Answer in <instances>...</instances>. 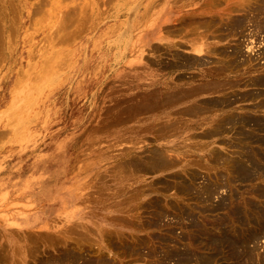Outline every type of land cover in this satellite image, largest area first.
Instances as JSON below:
<instances>
[{"label": "bare ground", "instance_id": "obj_1", "mask_svg": "<svg viewBox=\"0 0 264 264\" xmlns=\"http://www.w3.org/2000/svg\"><path fill=\"white\" fill-rule=\"evenodd\" d=\"M114 1L0 0V66L7 63L2 53L13 42L11 36L19 33L16 26L19 21L24 26L23 36L30 39L45 33L50 26L49 37H46L51 51L40 47L38 55L34 54L26 63L30 67L21 72L19 79L16 76L17 80H10L9 75L1 82L0 96H5L11 86L12 93L13 90L20 92L30 75L34 76L33 71L37 67L40 72L35 75V80L46 81L40 86L34 83L37 94L33 104L29 103L30 107H23L25 104L20 103L21 108L14 106L17 110L10 116L11 125L16 122L18 128L31 124L36 126L42 112H47L53 103L66 98L61 91H53L58 86L54 82L63 74L62 67H65L60 65L65 62L62 55H69L64 48L108 22L105 14L108 15L110 9L106 8ZM142 2L133 8L129 26L142 27L145 31L139 48L150 47L153 54L145 56L147 63L144 67L152 70L157 66L158 70H155L160 73L158 79H154V70H147L146 77H151L149 82L136 87L141 92L132 90L128 93V99L127 96L125 98L128 100L125 103L128 115L125 118L132 121L128 126L130 141L144 143V138H147L150 143H156V147L147 149L138 144L128 149L120 162L116 158L118 163L114 167L112 165V169L101 171L100 166L92 169L97 177L96 192L107 191L108 183L125 182V186L128 185V206L118 208L125 199L115 201L117 191L109 193V197L107 194H93L90 195L92 198L86 196L81 199L82 208L68 203L64 218L59 213L55 219L53 214H46L38 221L43 222L38 230L0 229V264H219L221 261L264 264V255L257 253L255 256L253 250L246 249L249 247L248 239L257 242L264 235V67L249 65L250 73L244 81L237 76L228 78L240 71L241 64L237 60L238 49H228L224 44L228 38L242 32L246 24L251 26L252 36L264 35V22L259 19L264 15V0ZM117 18L120 19L119 16ZM44 44L42 47L48 43ZM112 45V42L104 43L102 48L106 56L110 54ZM184 49L186 52L182 51ZM259 56L264 58V50ZM36 57L39 61L34 63ZM54 68L57 69L47 82L46 77ZM243 70L247 73V68ZM33 80L31 77L28 81L31 83ZM26 84L27 88L29 84ZM256 99L258 101L253 103ZM247 100L251 101L250 107L253 106L248 109L251 111L236 112L235 103ZM15 101L11 103L16 105ZM257 112L260 114L256 115ZM120 118L122 122L123 118ZM107 124L104 129L106 126H118L116 123L115 126ZM16 125H13L12 133L16 131ZM20 132L23 134L24 130ZM226 132L239 135L238 141L227 147L231 148V154L225 153L226 147L221 146L218 150L209 143L210 139ZM19 139L22 142L25 138ZM77 140L75 138L73 142ZM196 150L202 152L203 158L188 161V154ZM75 152L66 148L59 153L58 157L63 161L56 166L61 169L64 180L72 173L71 159L74 156L78 158L80 148ZM73 163L77 167L75 170L82 168L75 159ZM40 168V164L34 166V170ZM171 170L168 178H156L150 183L145 181L146 175ZM87 171L82 170L84 173ZM232 181L252 183L245 191L252 197H245L240 204L241 196L232 192L229 197L221 196L213 203L214 195L229 188ZM152 194L158 196L153 198ZM189 200L192 204H185ZM176 228L179 232H175ZM229 247L231 249L226 250Z\"/></svg>", "mask_w": 264, "mask_h": 264}, {"label": "rangeland", "instance_id": "obj_2", "mask_svg": "<svg viewBox=\"0 0 264 264\" xmlns=\"http://www.w3.org/2000/svg\"><path fill=\"white\" fill-rule=\"evenodd\" d=\"M142 1L143 0H141V2L140 0H115L114 4L113 2L110 4L112 8L110 6L106 8L110 9L108 10V15L105 14L108 22H105L104 24L102 23L93 32H88L80 40L64 48V50L67 51L69 55H62V57L65 59V62L64 64L60 65L65 67H62L63 72L61 73L63 74L60 75L54 82V84H58V86L53 91H61V93L66 94V98L62 101L53 103L47 112H40L41 114L39 119L36 121L38 123L36 126L35 124L28 126L25 125L23 127L20 125L23 128L21 129V127L18 128L19 125L17 124V126L16 122H14L13 125H16L17 132L15 131L12 133V129H15V126L10 124V122H12V118L10 116L15 113L14 110L21 108L20 104L26 105H23V107H30V104H33V98H35L37 94L33 88L35 82L36 86L46 83L44 79L42 82L39 80L40 83L39 81L35 80V75L39 74L40 72L39 67L33 71V73L35 72L33 74L34 76L30 75V78L32 77L35 81L33 80L34 82L30 83V81H28L30 78L27 79L26 83L31 84L28 86L30 88H26L27 84L24 83V85H26V89L21 87L22 89L19 88L21 90L20 92L19 90H13V94L11 92V86L6 92L7 94L5 93V96H0V132L2 133L4 131L3 135L0 133V229L13 228L15 230H21V232L28 231L29 229L38 230L39 226L43 225V222L38 223V221L42 220L46 214H53L52 218L55 219L54 217H56V214L59 213L61 218H64L65 215H63V212H65L69 207L68 203L76 204L77 207L82 208L84 207V204L81 203V199L85 198L86 196L92 198L90 195L93 194L94 196H105V194L108 195L111 192L114 193L117 191L115 193L114 200L120 202L122 200L124 201L125 199V202H122L118 208L128 206V185L125 186V182L112 185H110L111 183H108L110 187H107V191L102 189V191L96 192L97 177H95V171L92 172V169H95V166L102 167L101 171L110 167L112 169L114 165L118 163V161L115 160L116 158L120 162L123 160L124 154L128 152V149H131L133 146H138V144L139 146L144 145L147 149L156 147V143H150V139L148 140L147 138H144V143L135 144L134 142L130 141L128 139V126L132 124V121H127L128 118H125L128 115V107L127 105L125 106V103L128 101H125L126 96L128 99V93H130L132 90L137 91V93L141 92L136 87L139 84H146L149 82L151 77H146L149 71L154 70L152 71L154 79H158V74L160 73V71H156L158 70L157 66H153L152 70L151 68L145 69L144 67V65L147 63V60H144L146 59L145 56L147 57L148 55L153 54L149 51L150 47H142L141 49L139 48L140 41L145 31H143L142 27L139 28L137 26L136 28H131L129 26L130 16L134 11L133 8L138 6L140 3L142 4ZM243 1L249 2L251 0ZM118 3L121 4L119 5ZM118 16L120 19H116ZM259 19L264 22V15L260 16ZM124 22H126V24H124ZM22 25L23 24L20 23V21L16 24V26H18L17 31H19V33L15 32L16 35L11 36L13 42H11L6 52L2 53L5 55V60L7 63H5V66H3V64L0 66V87L2 86L1 84L5 81L6 77L9 75L11 76L10 80L16 79V76L17 79H19L21 72L27 70L30 67H27L26 63L30 61L34 54L38 55V50L40 47L46 48L47 51H51L48 39L50 26L47 27L45 33L35 35L30 39L23 36L24 34L22 31L24 26ZM35 28L39 29L41 27L35 26ZM125 28L127 30H125ZM252 31L253 30L251 26L246 24L242 32L238 33L235 37L228 38L227 41L224 42L228 49H238L237 60L241 64L239 67L240 71L235 74H230L228 78L237 76L239 80L242 79V81H244L246 79L245 77L250 73L248 72L249 65H252L253 68H258L260 66L264 67V58L259 56L264 50V35L258 34L256 36H252ZM120 33L122 34L119 35ZM118 35L121 38H119ZM123 35L124 39H122ZM45 37L47 39H43ZM115 37L119 39H115ZM40 39L43 40L41 41ZM127 39H129L130 42ZM44 40L46 42L48 41V44L45 42L47 45L44 44ZM117 40L119 41V44H117ZM251 41L253 43H251ZM105 42L113 43V47L109 52L110 54L107 56L105 55L107 53H105L102 48ZM42 43L45 46L42 47ZM116 45L118 47H116ZM124 45L126 46L124 47ZM182 51L186 52L185 49ZM150 57L152 58L153 56ZM0 58L2 59V57ZM133 59H135V61ZM38 61L39 58L36 57L33 62L36 63ZM73 63H75L73 67L68 69L67 67L71 66L69 64ZM57 68H54L53 71L49 73L51 75L46 77V80H48L47 82H49V78L51 79L50 76L53 75V72ZM243 68H247V73L244 72ZM27 89H29V91ZM142 89L143 88H141V90ZM23 90L28 92V94L25 91L23 92ZM15 92H18L16 98ZM41 92L43 93L42 90ZM21 94L24 96L23 99H21ZM26 95H29L30 98ZM122 97L124 98L122 99ZM13 100L18 101H15L16 105L11 103L14 102ZM112 100H115L114 103ZM257 101L258 99L253 101V103ZM27 102L28 104L30 103L29 106L26 104ZM10 104L13 106L11 107ZM14 106L17 108L14 109ZM115 106H117V108ZM234 106L238 108L236 112H246L251 106V101H238ZM37 107V110L40 111L41 108L39 106ZM114 107L116 109H114ZM9 108H12V113H10L11 110H7ZM250 108H253V106ZM111 109L112 111L110 112ZM255 114L259 115L260 112ZM107 115L110 117H107ZM120 117L123 118L122 122ZM116 120L119 122L117 123ZM115 123L118 126H115ZM106 124L109 126L114 125L115 127L111 126V128H108V126H106L104 129ZM98 127L101 129H97ZM19 129H21L22 132L24 130V135L20 134L21 130ZM95 130H98L99 132H94ZM17 133H19L21 136ZM22 137L25 139H23L21 142L19 138L22 139ZM238 137V134L226 132L222 136L210 139L209 143L218 150H220L219 148L221 146L226 147L227 152L225 153L231 154V148L227 147L231 144H235L238 141ZM75 138L79 141L77 140V142H73ZM133 143L135 145H133ZM97 145L98 147H96ZM101 145L103 147H101ZM66 148H72L76 152H78L80 148V152L78 158H76L77 156H74V158L71 159L72 164L70 167L72 173H69V178L64 180L61 175V169H59V167L56 165H59L63 161V158L58 156L60 155L59 153H61ZM103 149L110 150L111 152L107 150H104L103 152ZM84 152H87V154L85 155ZM199 158H203L202 152L199 150H196L187 156L188 161H196ZM74 159L75 162H77L76 164L82 165H80L82 167H80L81 171L75 170L77 167L75 168V165H73L75 164L73 163ZM38 164L41 165V168L34 170V166ZM88 165H91L92 168H87ZM85 169L88 171L86 173L82 172V170L85 171ZM127 173L125 175H128ZM171 173L172 170L154 175H146L145 181L146 183H150L156 178H168ZM251 185L252 183L248 184L232 181L229 185V188H225L223 191H219L214 195L212 202L215 203L221 196L227 198L232 192H235L239 197L241 196L238 202L242 204L243 200H245V197H252L251 193L245 192L248 191L247 189ZM119 190L122 192L120 191L119 193ZM102 193H104V195ZM111 194L106 196L109 197ZM169 194L171 193L169 192ZM154 196L157 197L158 194H152L151 197L154 198ZM255 200L257 201V199ZM48 204L50 205L48 206ZM185 204L191 205L192 200L186 201ZM57 205L58 208H56ZM92 207L93 206L90 203V208L92 209ZM39 215L40 217L38 218ZM210 219H213V217ZM168 223H170L169 220ZM175 232H179V229L176 228ZM249 241L250 239H248L246 242L249 246L246 247V249H250V251L253 250L255 256H257V253L260 254L259 256H263L264 235H262L257 242L250 241L249 243ZM228 249H231V247L227 248L226 250ZM221 262L219 264L231 263L224 261Z\"/></svg>", "mask_w": 264, "mask_h": 264}]
</instances>
